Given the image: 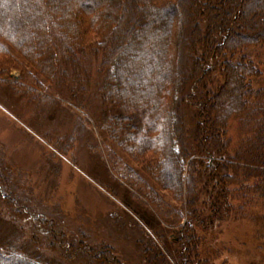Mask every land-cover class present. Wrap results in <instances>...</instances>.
Masks as SVG:
<instances>
[{
	"label": "trees",
	"instance_id": "obj_1",
	"mask_svg": "<svg viewBox=\"0 0 264 264\" xmlns=\"http://www.w3.org/2000/svg\"><path fill=\"white\" fill-rule=\"evenodd\" d=\"M211 1L201 4L208 13L201 21L204 31L193 25V60L190 76L184 79L174 71L176 61L184 59L183 28L172 24L171 17L180 5L187 7L194 0H0V84L12 69L22 71L26 66L35 73L24 70L12 85L19 84L28 94L40 93L44 87L40 76L54 91L69 94L72 103H79L76 98L93 83L88 58L96 56V98L105 113L100 130L141 167L147 181L126 166L119 168L117 158L113 161L108 155V162L167 227V233L157 238L165 244L164 251L155 246L158 262L153 257L151 264H170L172 259L173 264H199L196 229L210 228L231 215L240 219L255 207L263 210L259 216L264 229V86L254 87L264 70L249 61L245 52L264 43V30L242 32L243 27L254 25L243 18L248 11L252 15L253 6H242L241 0H217L229 3L219 29L226 33L218 37L216 24L210 23L211 9L217 8ZM139 14L148 25L134 21L128 25ZM151 22L163 27L151 29ZM232 30L236 32L230 34ZM216 69L221 85L211 91L205 81L211 82L209 74ZM191 88L200 89L201 95L212 94L198 102L190 97ZM187 100L196 101L197 106L203 101L196 124L201 132L193 131L194 151L187 146L189 140L176 116L183 105L188 106ZM46 108L53 109L49 103ZM172 115L175 122L170 121ZM231 119L239 121L241 136L232 157L225 138ZM196 155L205 156L206 161L195 159ZM173 166L175 180L171 179ZM203 173L214 192L209 214L201 217L196 182ZM152 185L182 206L186 216L182 224ZM235 199L239 201L234 205ZM259 236L264 239V233ZM106 250L97 251V259L102 264H119ZM26 254L17 251L16 245L0 247V260L6 264H48L36 253Z\"/></svg>",
	"mask_w": 264,
	"mask_h": 264
},
{
	"label": "rangeland",
	"instance_id": "obj_2",
	"mask_svg": "<svg viewBox=\"0 0 264 264\" xmlns=\"http://www.w3.org/2000/svg\"><path fill=\"white\" fill-rule=\"evenodd\" d=\"M205 1L194 0L187 7L180 5V9L177 8L176 14L171 17L172 24L183 28L186 48L183 51L184 61H176L174 71L178 70L177 74L184 79L189 78L192 66L190 44L194 43V23L201 33L204 31V23L201 21L208 13H204L201 4ZM241 1L242 6H253L250 10L252 15L249 16L248 11L243 18L250 25L254 23L249 29L243 27L242 32L264 30V0ZM212 4L217 8L214 10L210 5L213 14L210 23L216 24L214 34L219 37L226 33L224 29L221 32L219 29L229 3L224 5L213 0ZM240 12L243 14V7ZM133 21L148 25L145 16L141 14L135 15L128 21V25ZM236 25L239 26L238 23ZM161 26L163 24L160 22L149 23L151 29ZM209 27L208 22L207 29ZM198 44L201 46V41ZM245 52L248 60L263 71L264 43L251 46ZM96 59V56L88 58L93 83L82 97L78 94L76 100L79 103H72L69 94L54 91L53 86L40 76L38 80L44 86L40 93L36 91V94H28L25 89L17 86L19 84L12 85L21 74L35 73L29 67L25 66L22 71L12 69L7 76L2 77L0 247L16 245L20 253H27L28 256L36 253L48 264H102L97 259V251L103 249H107L106 252L119 264H151L153 257L158 262L153 251L155 246L164 251L165 244L157 238L164 236L167 227L147 207L145 198L139 194L137 196L131 186L119 179L115 173L116 168L114 171L108 162V155L113 157V161L117 158L119 168L126 166L147 181L141 167L113 145L100 130L105 113L96 98ZM219 73L216 69L209 74L211 82L205 81L207 89L212 87L210 90L215 91L221 85ZM254 84V87L264 86V73ZM211 91L201 95L200 89L192 90L190 97L199 102L200 98L212 94ZM222 98L223 94L219 99ZM202 102L197 106L196 101L187 100L185 105L188 106L183 105L176 115L177 121L181 119L184 136L189 140L186 144L192 151L196 149L193 133L195 130L201 132L196 124ZM48 103L53 109L46 108ZM205 119L210 120V117ZM175 120L174 115L170 116L171 122ZM226 137L229 140L227 154L232 157V151H236L241 139L239 121L231 119L228 122ZM195 159L206 161L205 156L196 155ZM170 172L171 179L175 180V166ZM206 177L196 182V206L201 217L209 214L212 202L210 195L214 192L213 184H209ZM152 186L166 207L174 209L173 212L178 214L173 217L175 221L182 224L186 218L182 206L173 201L168 192ZM238 201L235 199L234 205ZM260 212L263 210L258 211L255 207L240 219L231 215L215 221L210 228L198 227L199 264H264V239L259 236L264 233ZM169 261L173 264L175 260ZM0 264L6 262L0 260Z\"/></svg>",
	"mask_w": 264,
	"mask_h": 264
}]
</instances>
